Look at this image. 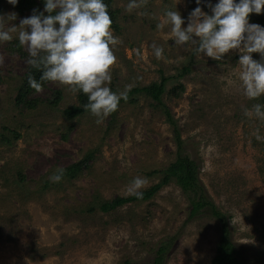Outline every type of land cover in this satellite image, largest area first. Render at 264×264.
Masks as SVG:
<instances>
[{
  "label": "rangeland",
  "instance_id": "374dc122",
  "mask_svg": "<svg viewBox=\"0 0 264 264\" xmlns=\"http://www.w3.org/2000/svg\"><path fill=\"white\" fill-rule=\"evenodd\" d=\"M129 2L115 0L120 30L113 33L120 43L109 87L120 93L162 75L171 79L161 104L144 93L133 95L134 101L122 102L100 124L89 111L67 118L63 111L78 103V92L53 82L33 97L49 99L59 89V105L17 107L27 61L11 50L28 16L8 0L0 3V16L16 14L5 21V30L17 26L10 42H0V134L12 141L0 136V264H151L169 243L166 264H213L222 234L219 219L210 211L189 218L190 201L175 181L149 200L110 213L89 210L129 196L136 177L146 179L142 189L159 182L161 176L152 171L175 160L179 139L199 160L200 184L226 215L243 260L251 264L264 248V139H256L257 132L264 138V121L244 114L255 104L264 106V95L255 100L243 95L239 50L218 61L176 44L170 25L157 27L166 11L176 10L186 28L195 8L213 15L219 0H146L132 12L126 10ZM153 42L163 48L162 59L155 57ZM252 57L264 61L258 52ZM178 83L185 90L170 95ZM90 152V166L77 178L50 179L56 169ZM44 180L52 183L46 190Z\"/></svg>",
  "mask_w": 264,
  "mask_h": 264
},
{
  "label": "clouds",
  "instance_id": "9594fccd",
  "mask_svg": "<svg viewBox=\"0 0 264 264\" xmlns=\"http://www.w3.org/2000/svg\"><path fill=\"white\" fill-rule=\"evenodd\" d=\"M8 2L16 5L18 0ZM144 4L146 0H130L126 10L132 12ZM44 11L48 15L35 14L34 10L33 15L20 22L18 40L29 53V65L42 70L41 81L65 86L73 94L86 95L85 111L96 117L97 124L102 123L118 110L121 99H128L127 89L117 93L109 87L118 65L115 49L120 40L114 36L108 5L104 0H46ZM212 11L214 14L208 15L201 7L195 8L185 28L181 14L168 10L157 27L162 30L170 25L176 44L186 45L196 54L203 53L218 61L230 50H239L243 53L238 62L243 95L258 99L264 95V62L253 59L252 53L258 52L264 57V27L249 23V15L264 12V0H239L238 3L219 0ZM15 19V13L8 14L7 18L0 16V42L13 39L11 33L17 31V26L5 30L4 24ZM151 47L155 57L162 59L163 48L155 42ZM28 82L36 92L42 91V83L33 76L29 75ZM244 114L264 121V106L255 104L253 110L245 109ZM256 139L264 138L257 132ZM63 173L64 169L58 168L50 179L59 182ZM146 184V179L134 178L127 194L142 198L140 189Z\"/></svg>",
  "mask_w": 264,
  "mask_h": 264
},
{
  "label": "trees",
  "instance_id": "16d2710c",
  "mask_svg": "<svg viewBox=\"0 0 264 264\" xmlns=\"http://www.w3.org/2000/svg\"><path fill=\"white\" fill-rule=\"evenodd\" d=\"M3 0H0V3ZM104 2L108 5L109 14L113 20L112 28L115 31L120 30L119 24V9L115 7V0H104ZM46 0H18L16 5H12V8L15 9L18 13L22 15H26L30 17L34 14L44 13V15H48L45 9ZM1 12V8H0ZM249 22L253 24H259L264 27V12L257 14L255 12L249 15ZM58 26V25H57ZM12 44V43H11ZM13 53H19L22 58L27 61V70L24 73L23 82L20 84L16 96L15 104L17 107L22 108H35L39 102L44 101L46 104L57 106L63 100L62 91L59 89L52 93V98L40 99L37 97H33L36 93L35 89L31 88L28 77L29 75L33 76L38 82L42 83V89H47L49 81H41L42 70H37L29 65L28 60L30 59L28 51H25L19 41L15 43L13 41ZM264 62V61H263ZM189 67H184V71L187 72ZM181 75V74H180ZM171 78L166 77L164 75L161 76L160 81H154L146 86L141 87H132L127 91L128 99L127 101H134L132 98L133 95H137L140 93L146 94L150 98H153L155 101L161 104L162 97L167 92V83ZM115 92V88H111ZM185 90V86L182 83H178L172 87L170 95H178L181 94ZM77 104L71 105L64 109L63 113L67 118L74 119L80 115H83L85 112L84 105L88 102V98L82 92H78L77 94ZM264 102V96H262ZM122 102H126L121 99L119 105ZM114 113H112L113 115ZM170 121H172V116L169 113L168 115ZM249 122V120H248ZM248 122L245 124L247 125ZM2 139L6 142H12L9 136H5L0 134ZM16 137L18 134L16 133ZM184 141L182 139L178 140V151L176 152L175 160L171 161L166 166L162 168H158L152 171L153 175L159 174L161 176L159 182L151 185L148 188L140 189L143 193L142 198H137L135 195L129 196H117L114 199L106 200L98 206L92 204L89 207L91 212L95 211L99 208L104 213L113 212L115 209L123 206L125 204L134 203V202H143L153 198L160 190L164 187L170 185L173 181L176 182L178 186L183 190L185 195L191 204L190 216L189 218H193L200 214H203L207 211H210L213 216L219 219V223L221 226V236L219 243L217 245L216 255L214 256L212 263L213 264H250V262L244 261L242 255L237 248L235 242L231 239V232L228 227L227 217L221 212L208 198L207 194L204 192L201 184H200V170L201 166L198 163V159L193 157L191 153L187 152L183 146ZM258 143L255 144L257 146ZM93 156V153L86 155L83 159L78 162L72 163L62 169H64V173L60 181H65L66 179H75L81 174L85 169H88L90 164V158ZM19 178L21 180H25L22 174H19ZM52 183L50 180H44L43 182V190L51 187ZM171 244L162 245L157 251V255L155 256L153 262L151 264H166L167 261V253L169 250V246ZM126 264H132L126 261ZM251 264H264V248L258 250L255 253L253 261Z\"/></svg>",
  "mask_w": 264,
  "mask_h": 264
}]
</instances>
